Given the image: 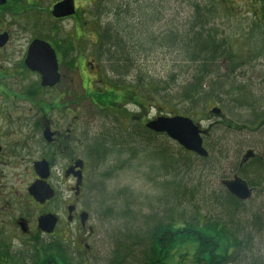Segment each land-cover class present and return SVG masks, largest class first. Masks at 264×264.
<instances>
[{
	"label": "rangeland",
	"instance_id": "1",
	"mask_svg": "<svg viewBox=\"0 0 264 264\" xmlns=\"http://www.w3.org/2000/svg\"><path fill=\"white\" fill-rule=\"evenodd\" d=\"M55 1L57 0H24L23 4L18 7L17 13H26L25 16L20 15L14 18L8 15L5 17V22L0 25V29H6L11 34V40L5 51L7 56L5 63L11 68L7 72L6 79L11 83L12 91H18V85L20 84L21 90L31 87L39 79L37 74L26 72L27 75L25 76L21 73V70L17 72L12 69L15 63L18 64L24 60L30 41L38 33V29L25 17L31 16L29 19L35 18L38 23L43 21L44 27L48 28L47 33H44V35L49 34V28L54 25L57 29L55 33L57 38L54 42L58 46L56 50L62 74L61 83L57 85L54 93V99L57 96L56 94L62 93L60 100H58V103L62 105L61 109L57 110L59 117L64 115L68 118L66 120L69 121V112L80 115V122L84 121V126L89 127L90 143L95 137L108 133L115 138L114 143L125 144L126 147L130 148L135 147L134 152L129 155L113 153L114 159L110 158L107 164L100 167H94L90 160L86 170L89 190L86 189L89 192L86 191L77 201L80 209L91 214L89 225L85 228L81 226L80 222L75 224L67 219L65 203L69 199L67 198L68 193L62 191L64 189L62 166L59 165L53 170L54 179L62 183L55 185L57 194L47 206V209L60 214L62 221L53 236H40L42 242L64 241L68 245L67 249H69L75 264H108V259L112 257L117 242L122 243V245L128 244V241L125 242L126 240L121 241L128 231L124 224L125 220L120 219L123 211L126 212L127 208L131 212L143 209L141 210L142 217L151 212L161 214L163 204L160 200H163L161 198L164 197L163 181L169 179L168 176L165 177L164 175V168L170 165V161H168L169 154H173L181 163L186 162V166L189 165L187 169L186 166H181V163L178 162L180 163L179 166L182 167L179 176L183 175L184 179L189 180V184L199 185L201 192L204 191L209 195L210 191L213 190L227 191L223 182L231 180L232 165L230 159L237 142L245 146H258L264 150V127L257 126V120L249 122L250 119L255 117L254 112L246 107L238 106L236 104L238 97L233 93L234 88L239 85L244 86V89L247 88V90H242L243 93L245 91L249 94L254 92L260 98V102L257 104V113L258 111L264 112V0H157L155 5L162 11L163 14L160 15L162 18L159 21L153 20L149 25L145 19L142 21L139 17L138 10L141 7L136 6V0H127V13H130V16L128 18L116 17L117 27L123 30L124 27L132 30L130 34L125 36L116 35L124 43L123 51L116 52L118 57H122L120 65L123 66V69L129 68L132 72L124 79L126 86L122 89H116L110 83L113 82L110 80L115 81L119 77L112 73L110 62L107 61L106 56L99 55V37L93 34V32L98 31L99 25L103 27L106 24L105 20L114 19V17H103L104 20L102 21L101 17H94L91 14L95 10L101 12L109 5V2L97 0L95 6L93 3L90 4L91 11L89 15L84 16L82 12L83 17H70L62 21L51 18L54 8L52 4ZM141 1L144 3L145 0ZM153 2L155 3V0ZM193 3L209 8L210 13L213 15V22L210 25L215 26L219 34L228 40L230 52L234 55L233 65H236V69L228 82V87H226L228 94L227 92L220 95L214 94L211 102L206 105L201 103L198 106L181 101L177 95L178 85L188 80L189 75H191L188 72L190 66L182 59L183 55L180 50H168L167 47L160 46L157 43L154 46H149L150 52H135L138 49V43H141V39L148 33L159 34L174 28L184 31L187 27L188 17L193 16ZM116 4L120 5V0L116 1ZM143 7L146 6L143 5ZM144 14L146 12L142 15ZM76 30L79 33L82 32L81 36L84 38L74 39ZM120 32L124 33L122 30ZM92 64H95L94 68H92ZM219 65H221V74L229 73L225 60L220 61ZM137 72L141 74V83L143 81L141 87L137 86L140 84L139 77L136 75ZM83 73L86 74L85 79ZM170 73H175V79L171 80L168 77ZM82 78L85 82L87 81L90 93L94 90H103L106 87L110 90L115 89V97L119 99L123 96L125 90H131L134 93L133 98H135V101L142 94L141 99L146 104L145 108H141L132 98H129L132 93L127 96L126 101H121L114 106H97L89 99H85L86 102H84V90L81 87ZM148 82L159 83L157 91L153 88L151 91H145ZM18 94L17 92H11V98L13 99ZM135 94L138 98L134 97ZM50 99L45 94L34 98L36 101H51L53 103ZM11 103L12 109L13 107H20L21 111L27 113L38 111L28 100H16ZM100 106L102 107L100 108ZM214 107H220L222 114H213L211 109ZM44 111H47V108ZM177 114L192 117L201 124L203 129L210 127V130L203 136L209 151V157L202 158L185 150L177 141L166 134L153 132L151 134L155 136L157 141L155 144L163 148L156 151L145 147L144 151H140L143 149L138 144L139 137L137 133L140 127L147 129L145 124L149 120L159 116H174ZM226 119L238 124L253 126L257 129L251 132L236 131L221 123L222 120L226 121ZM211 123L213 127H211ZM124 151L129 153L128 150ZM23 155L26 156V163L21 170L22 178L8 179L7 185L12 190V195L8 201L14 203L13 208H16L18 213L22 212L31 219V235L32 233L38 235L37 228H34L33 225L37 220L40 209L29 195L28 187L35 181L33 161H37L43 156L53 155V153L39 146L32 149L28 147ZM123 161L124 163L121 164ZM106 171L111 172V174L103 176ZM249 180L252 182L260 181V184L255 185L257 192L255 191L253 197L244 202L247 208L244 219L250 221L252 212H259L264 220V179H260L257 174ZM97 191L99 192L97 193ZM131 199H136V203L129 201ZM137 202H141V205ZM149 204L153 206L152 209ZM199 205L204 213L207 212V209L213 212L215 208L214 213H219L218 208L211 202L207 203L200 200ZM135 215L137 214L135 213ZM127 216L129 217L128 214ZM258 237L257 241L262 246H259L258 243L255 251L260 250L264 255V234ZM21 240H24L26 245L35 246L31 237L23 236L21 230L13 226L0 232V243L11 241L12 247L23 248ZM180 250L167 260V264H194L191 251L186 250L187 252L182 258ZM121 253L125 254L123 249ZM20 255L28 256L27 248L20 252ZM37 255L36 253L34 256ZM135 264L140 263L136 261Z\"/></svg>",
	"mask_w": 264,
	"mask_h": 264
},
{
	"label": "trees",
	"instance_id": "2",
	"mask_svg": "<svg viewBox=\"0 0 264 264\" xmlns=\"http://www.w3.org/2000/svg\"><path fill=\"white\" fill-rule=\"evenodd\" d=\"M153 1L145 0L144 3L141 0L135 1L136 6L141 7L138 10L139 17L142 21L145 19L148 25L153 20L159 21L162 18L160 15L163 14L155 5L157 0H155V3ZM127 2V0H123L120 5L109 2L105 9L111 10L115 16L117 12L116 17L128 18L130 13H127ZM143 5L146 7H143ZM192 5L194 9L193 16L195 17H188L187 27L184 31L174 28L159 34L148 33L141 39L142 42L138 43V49L135 52H150L149 46H154L157 43L160 46L167 47L168 50H180L183 55L182 59L190 66L188 72L191 75H189L188 80L178 85L177 95L181 101L198 106L201 103L206 105L211 102L214 94L220 95L224 92L228 94L226 87H228V82L236 69V65H233L234 55L230 52L228 40L219 34L215 26L210 25L213 22V15L210 13L209 8L200 6L198 3ZM147 11L151 12L147 13ZM145 12L146 14L142 15ZM116 17L106 22L103 27L98 26L100 34L98 45L100 48L99 55L106 56L107 61L110 62L112 73L119 77L115 81L109 79L113 81L110 83L116 89H122L126 86L124 79L132 72L129 68L123 69V66L120 65L122 57H118L116 52L123 51L124 43L116 35L125 36L130 34L132 30L131 28L124 27L123 30L117 27ZM121 30L124 33L120 32ZM65 55L67 54L65 53ZM222 60L226 61V66L229 68L227 74H221L220 72L221 65H219V62ZM136 75L139 77L140 83L137 86L141 87L143 83V81L141 83V74L137 72ZM168 77L173 80L176 75L170 73ZM148 83L145 91H151L152 88L157 91L159 83ZM244 88L242 85L234 88L233 93L238 97L236 104L253 111L255 117L250 119L249 122H254L260 116H264L262 111L257 113V104L260 102V98L254 92L249 94L245 91L243 93L242 90H247V88ZM131 93V90H125L123 95L128 96ZM132 94L134 95V93ZM115 95V89L110 90L107 88L94 90L91 93V97L95 99L97 106L107 107L108 105L118 104ZM142 96L141 94L138 98L135 94L134 97L138 98L137 101L133 97L132 99L144 109L146 104L141 99ZM232 122L234 121L229 119L221 121L227 127H230ZM210 125L213 127L212 123ZM209 128H206L205 131L208 132ZM151 132V130L141 127L138 133L136 132L139 137L138 144L143 148H140V151H144L145 147L156 151L163 148L155 144L157 141ZM114 140L115 138L108 133L91 140L90 160L94 167L103 166L107 164L110 158L114 159L113 153L129 155L134 152L135 147H126L125 144L119 145L114 143ZM164 149L168 151L166 148ZM124 150H128L129 153ZM168 161H170V165L164 168V175L165 177L168 176L169 179L163 181L164 197L161 198L163 200H160L163 204L162 215L159 212H151L146 216L143 215V218L141 214L143 209L131 212L127 208L126 212L123 211L120 219L125 220L124 224L128 231L121 241L126 240L125 242L128 241V244L122 245V243L117 242V247L113 249L108 264H135L136 261L140 264H167V260L180 249L182 258L186 254V250L191 251L194 264H264L262 252L260 250L255 251L259 243L257 241L258 236L264 234V220L260 213L252 212L250 221L245 220L244 214L247 212V208L243 201L225 190L222 192L213 190L210 191L209 195L204 191L201 192L199 185L189 184V180L184 179L182 174V176H179L182 170V167L179 166L181 163L179 159L175 158L173 154H169ZM123 163L124 161L121 164ZM182 165L186 166L187 163L183 162ZM186 167L188 169L189 165ZM110 174L111 172L106 171L103 176ZM200 200L214 204L219 213H214L216 208L213 212L207 209V212L204 213L199 205ZM137 203L141 205V202ZM151 204H149V207L152 209ZM259 246L262 245L259 243ZM41 247L42 257H54L57 259V264H75L69 249H67L68 245L64 241L42 242ZM52 247H56L58 250L56 256L51 252ZM122 249L125 254L121 253ZM40 262L41 264H47L46 259L39 260L37 258V264Z\"/></svg>",
	"mask_w": 264,
	"mask_h": 264
},
{
	"label": "flooded vegetation",
	"instance_id": "3",
	"mask_svg": "<svg viewBox=\"0 0 264 264\" xmlns=\"http://www.w3.org/2000/svg\"><path fill=\"white\" fill-rule=\"evenodd\" d=\"M23 1L24 0H0V25L4 24L5 17H7L8 15L13 16L14 18L19 17L20 15H26V13H17V9L19 6H21V4H23ZM104 1L113 2V4L115 5L116 1L118 0ZM122 1L123 0H120V3H122ZM96 2L97 0H57L52 5L55 7L60 4L63 5L65 9L62 10L59 14H55L53 8L51 18L63 21L64 19L70 17H83L81 14L82 12L84 13V16L89 15L91 11L90 4L93 3V5L95 6ZM107 10L108 9H104L101 12L99 10H95L91 14H93L94 17H101L102 21L104 20L103 17L108 18L117 16V12L115 16V14L111 10H109L108 12ZM29 17H25V19H28L32 22V25H34L35 28L38 29V33L36 37H34V39L30 41L27 47L24 60L21 63H15L12 69L16 70L17 72L21 70V73L25 76L29 72L37 74L39 79H37L38 81L34 83L31 87H28L24 90H21L22 87L20 84L18 85V91H12L11 83L6 79L7 72H9L11 68H9V66L5 63L7 60L5 51L7 50L9 42L11 40V34L6 29H0V37L2 35L7 36V41L3 45H0V62L4 61L0 64V232H3L8 227L13 226L16 229H20L23 233V236L31 237L32 242H34L35 246L33 247L29 244L26 245L24 243V240H21L23 242V248H14V246L12 247L11 241L6 243H0V264H37V258L42 256V240L40 236H53L57 227L62 221L60 214H57L54 211L47 209V206L53 199L41 204L36 202L32 198L35 205H37V207L40 209V212L37 216L36 222L33 225L34 228H37L38 235H36L35 233H32L31 235V219L22 212L18 213L16 208H13L14 203L8 201V199L12 195V190L9 189L7 185L8 179L22 178L21 170L24 164L26 163V156L23 155V152L26 151L28 147L32 149L33 147L42 146L43 149H46L47 151L53 153V155L43 156L41 159L38 160L46 159L48 161L50 167V176L48 178V182L55 189L56 194L57 189L55 188V185L57 183L62 182H58L54 179L55 177L53 170L59 165L62 166V178L64 180V189L62 191L64 193H68L67 198L69 199V201L65 203L67 207V219L75 224L80 222L83 228L89 225L88 223L91 219L90 212L80 209L79 204L77 202L78 199H80L86 191L87 193L89 192V185L87 184L88 179H86V170L88 169L87 167L89 166L90 162V137L88 134L89 127L84 126V121L80 122V115L75 114V112H69V121L66 120L68 118L64 115L59 117L57 110L61 109L62 105L58 103V100H60L62 93L56 94L57 96L55 99L54 93L56 92L55 90L57 89V85L61 83L62 74L60 82L55 86H43L41 75L37 72H33L28 69L27 65L25 64L27 52L33 40L41 39L47 41L52 45L55 50L58 47L54 42V40L57 38V35L55 34L57 29L54 27V25H51V27L49 28V34L44 35V33H47L48 28L44 27L43 21L38 23L35 21V18L29 19ZM104 22L109 21L105 20ZM81 33L77 31L74 34L75 38H73H84L81 36ZM93 34L98 35V37H100L98 31L93 32ZM2 51L4 52L2 53ZM94 67L95 64H92V68ZM83 74V77L85 79L86 74ZM84 79L81 86L84 90V102H86L85 99H89L92 101L93 104H97L95 99L90 96V87L87 81L85 82ZM105 85L107 84L105 83ZM11 92H17L19 94L18 96H14V98L12 99ZM43 94L47 95L48 98H51L53 103L51 101L42 102V100H34L36 96H43ZM132 97L133 94L129 96V98ZM127 99V95H123L118 99V103H120L121 101H126ZM16 100H28L37 108L38 111L27 113L26 111H21L20 107H13L12 109L11 102L14 103ZM127 103L129 104L130 102L128 101ZM101 107L102 106H100V108ZM46 108L47 111H44ZM256 125L261 128L264 127V116L257 120ZM230 127L233 130H244L245 132H251L257 129L253 128V126H247L245 124H238L235 122H232ZM46 131L49 133V138L45 136ZM234 148L235 150H233L230 159L232 165V170L230 172L231 180L241 179L246 182V184L251 190L250 197L245 201L241 200L243 202H246L253 197L255 191L257 192V188L255 185L260 184V181L252 182L249 179H253V176H257V174L260 179H264V150L260 149L258 146L240 145L239 142H237V145H235ZM248 152H251V154L248 158H246V154ZM78 160H83L84 162V166L82 169L83 179L82 184L79 187H77L78 179L74 174L78 171V168H75L72 173L67 174L68 170L74 167L75 163ZM34 162L35 161H33V170L35 173L34 179L36 180L39 179V176L34 169ZM223 184L226 186V181H224ZM86 188H88V190ZM226 190L230 192L227 186ZM235 197L238 198L237 196ZM71 205H73L75 208L70 214L68 212V207ZM50 212L57 214L58 224L53 233L47 234L42 232L38 228V218L41 215ZM83 212L88 213L84 225L81 220V215ZM21 222H24V225L27 229L25 232L22 230ZM87 247L89 246L87 245ZM25 248H27L28 256L20 255V252L24 251ZM36 253L38 255L34 256L33 254L36 255ZM49 264H57V261H49Z\"/></svg>",
	"mask_w": 264,
	"mask_h": 264
},
{
	"label": "water",
	"instance_id": "4",
	"mask_svg": "<svg viewBox=\"0 0 264 264\" xmlns=\"http://www.w3.org/2000/svg\"><path fill=\"white\" fill-rule=\"evenodd\" d=\"M65 7L63 5H57L54 7V13L59 14ZM264 13V4H263ZM7 41V36L2 35L0 37V45H3ZM25 64L28 69L33 72H37L41 75L43 86H55L60 82L61 72L59 66V59L56 50L50 43L41 39H35L29 46ZM211 112L216 115L222 113L220 107H214ZM146 128L155 133H164L171 139L177 141L185 150L190 151L200 157L206 158L209 156V151L204 144V134L206 131L201 127V124L196 122L192 117L177 114L174 116H159L155 119L149 120L145 124ZM45 136L49 138V133L46 131ZM251 152L246 154V158L250 156ZM84 166L83 160H78L75 166L68 170L67 174L73 172L75 168L78 171L75 172V176L78 179L77 187L82 184ZM34 169L39 176L28 187V193L38 203H45L52 200L55 197V189L48 182L50 176V167L46 159L37 160L34 162ZM228 190L240 200L245 201L251 195V190L241 179H234L226 181ZM74 206L68 207V212L71 214L74 210ZM87 212H83L81 220L83 225L85 224ZM58 224V216L55 213L43 214L38 218V228L47 234H51L56 229ZM22 230L25 232L27 229L24 222H21Z\"/></svg>",
	"mask_w": 264,
	"mask_h": 264
},
{
	"label": "bare ground",
	"instance_id": "5",
	"mask_svg": "<svg viewBox=\"0 0 264 264\" xmlns=\"http://www.w3.org/2000/svg\"><path fill=\"white\" fill-rule=\"evenodd\" d=\"M146 127V126H145ZM148 129V128H147ZM153 132V131H152ZM155 133V132H154ZM204 144H205V141H204ZM206 146V145H205ZM209 157V156H208ZM231 193V192H230ZM232 194V193H231ZM129 201H131V202H135L136 201V199H131V200H129ZM57 215V214H56ZM51 252H52V254H54L55 256L57 255V253H58V250H57V248L56 247H52L51 248ZM40 259H46V263L47 264H49V261H57V259L56 258H54V257H52V258H46V257H39V260ZM39 264H41V262L39 263Z\"/></svg>",
	"mask_w": 264,
	"mask_h": 264
}]
</instances>
